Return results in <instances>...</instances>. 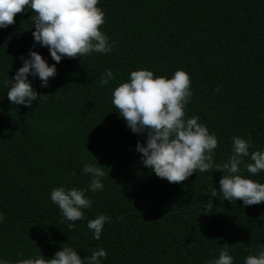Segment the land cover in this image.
Instances as JSON below:
<instances>
[{
    "label": "trees",
    "instance_id": "16d2710c",
    "mask_svg": "<svg viewBox=\"0 0 264 264\" xmlns=\"http://www.w3.org/2000/svg\"><path fill=\"white\" fill-rule=\"evenodd\" d=\"M97 7L113 50L62 58L47 87L30 77L39 95L29 106L5 94L18 57L31 47L55 62L33 46L31 10L0 29V258L47 259L71 246L82 258L103 248L101 264H210L226 247L233 264H243L264 248V202L229 203L218 193L207 207L224 174L215 169L179 183L157 178L135 151L144 135L126 127L111 92L132 70L167 78L181 69L192 92L185 116L215 134L214 165L227 160L233 136L250 142L249 153L264 148V0H98ZM105 69L113 78L98 86ZM84 163L104 167L103 189L85 192L91 205L69 229L48 194L61 185L86 189ZM239 174L264 183V172L252 176L241 165ZM98 214L108 221L93 239L86 222Z\"/></svg>",
    "mask_w": 264,
    "mask_h": 264
},
{
    "label": "clouds",
    "instance_id": "9594fccd",
    "mask_svg": "<svg viewBox=\"0 0 264 264\" xmlns=\"http://www.w3.org/2000/svg\"><path fill=\"white\" fill-rule=\"evenodd\" d=\"M98 0H0V29L13 23L14 14L25 11L35 13L32 17L31 36L33 46L46 47L48 56L55 63L49 64L31 47L27 54H21L18 67L7 79L6 97L10 104L29 106L39 95L32 87L35 78L40 87H47L48 79L56 75L55 64L62 58H75L91 53H110L113 42L99 30L104 23V12L97 7ZM113 78L105 69L98 86ZM188 74L176 69L170 77L154 76L148 69H136L128 73L127 79L112 89L111 104L123 118L126 127L133 134H143L144 140L135 144L141 164L150 169L157 178L169 183L184 181L193 172L209 169L223 172L218 180V190L209 191L207 207L211 208V197L220 194L223 201L234 203L237 199L248 206L264 202V183L240 175L241 165L250 175L264 172V148L249 153L250 142L239 136L231 137V153L220 165L213 164V150L217 146L214 133L199 122V117L185 116L184 106L192 97ZM220 86H218L219 88ZM214 89V91L218 90ZM247 157L249 162L242 158ZM104 167L96 163H84L82 174L89 177L87 188L61 185L49 192V200L56 205L68 221V228L82 218L91 200L86 191L103 189ZM70 175L72 173H69ZM108 217L98 214L86 222L93 239H99ZM106 252L97 248L89 256L81 257L71 246L60 247L51 258L41 254L21 259L15 264H101ZM0 264H13L0 258ZM210 264H233V257L226 247H221L218 256ZM243 264H264V248L244 257Z\"/></svg>",
    "mask_w": 264,
    "mask_h": 264
}]
</instances>
